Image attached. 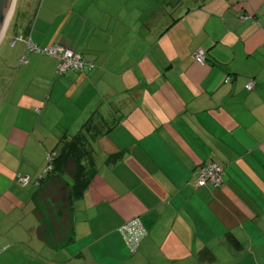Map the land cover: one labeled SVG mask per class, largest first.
<instances>
[{"label":"crops","instance_id":"0c3cea01","mask_svg":"<svg viewBox=\"0 0 264 264\" xmlns=\"http://www.w3.org/2000/svg\"><path fill=\"white\" fill-rule=\"evenodd\" d=\"M32 12L19 39L95 65L57 75L20 40L28 63L0 102L15 139L30 135L36 174L91 130L95 176L48 243L34 211L48 264H264V0H35ZM212 162L223 185L198 187ZM133 218L148 234L131 255L119 229Z\"/></svg>","mask_w":264,"mask_h":264},{"label":"rangeland","instance_id":"374dc122","mask_svg":"<svg viewBox=\"0 0 264 264\" xmlns=\"http://www.w3.org/2000/svg\"><path fill=\"white\" fill-rule=\"evenodd\" d=\"M34 1L16 0L9 26L0 44L1 103L5 91L22 66L18 54L22 44L18 37L21 28L32 19ZM25 130L29 134L32 126L26 123ZM17 131L12 121H5L0 116V264H48V247L38 238L39 224L34 211L37 206L42 219L40 236L48 243V223L59 231L61 224L68 221L69 206L55 199L60 197V190L64 191L66 185L69 187L73 184V180L67 174L48 179L45 173L48 155L41 172L34 173L36 169L33 167L37 160L36 153H33V141L29 140L30 135H25L21 144L19 135L16 134L18 138L15 139L12 134ZM20 177L30 178V183L26 187L22 186L18 180ZM42 177L46 179L41 181L40 188L38 180ZM59 211L64 212L66 217L56 220Z\"/></svg>","mask_w":264,"mask_h":264},{"label":"built area","instance_id":"2783aa9c","mask_svg":"<svg viewBox=\"0 0 264 264\" xmlns=\"http://www.w3.org/2000/svg\"><path fill=\"white\" fill-rule=\"evenodd\" d=\"M20 39L25 43L26 52L28 54L41 53L54 58L58 62L56 68L57 75H63L71 71H83L85 68H89L90 70L95 68V65L84 58L81 54L59 43L40 49L32 43L31 39L24 37H21ZM194 59L200 64H205L207 60L205 50H198ZM20 63H28L27 54L21 57ZM254 85V81H250L247 85L248 90H252ZM50 158L51 157H48L49 163L45 172L51 170L52 168L50 165ZM223 175L224 170L222 166L215 162L203 165L194 172V176L196 177L197 185L199 187L211 185L215 188H219L224 183ZM18 180L19 183L25 187L30 183V178L28 177H20ZM119 232L122 235L126 247L131 255H134L139 251L142 242L146 239L148 234L140 218H133L127 221L120 227Z\"/></svg>","mask_w":264,"mask_h":264},{"label":"trees","instance_id":"16d2710c","mask_svg":"<svg viewBox=\"0 0 264 264\" xmlns=\"http://www.w3.org/2000/svg\"><path fill=\"white\" fill-rule=\"evenodd\" d=\"M250 81H254L255 85L252 90L248 91H253L255 89L256 82L255 80ZM90 131V127H87L86 125V127L72 139H62L55 150L48 154V157H51L50 165L52 167L51 170L45 172L48 179L52 176L58 178L63 177L67 174L70 175L73 180L72 185H70L69 187L66 185L64 191L60 190V197H56L55 199L58 201V203L62 201L66 206H69L73 201L82 198L95 176L96 172L93 169V155L92 151L88 148V133ZM89 168L91 169V171ZM194 178L196 180L195 176ZM45 179L42 177L40 180H38L40 188L41 183Z\"/></svg>","mask_w":264,"mask_h":264},{"label":"water","instance_id":"95a60500","mask_svg":"<svg viewBox=\"0 0 264 264\" xmlns=\"http://www.w3.org/2000/svg\"><path fill=\"white\" fill-rule=\"evenodd\" d=\"M15 0H0V39L11 15Z\"/></svg>","mask_w":264,"mask_h":264},{"label":"bare ground","instance_id":"6f19581e","mask_svg":"<svg viewBox=\"0 0 264 264\" xmlns=\"http://www.w3.org/2000/svg\"><path fill=\"white\" fill-rule=\"evenodd\" d=\"M15 3H16V0H15V2H14V6H15ZM14 6H13V9H14ZM13 9H12L11 15H10V17H9V19H8V21H7V24H6V26H5L4 32H3V34H2V37H1V39H0V44H1V42H2V40H3V37H4V35H5L6 31H7V28H8V26H9V23H10V20H11V16H12V13H13Z\"/></svg>","mask_w":264,"mask_h":264}]
</instances>
